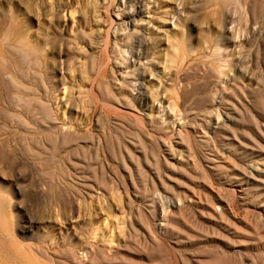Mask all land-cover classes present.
Listing matches in <instances>:
<instances>
[{"label": "rangeland", "instance_id": "1", "mask_svg": "<svg viewBox=\"0 0 264 264\" xmlns=\"http://www.w3.org/2000/svg\"><path fill=\"white\" fill-rule=\"evenodd\" d=\"M15 244L39 264H264V0H0Z\"/></svg>", "mask_w": 264, "mask_h": 264}, {"label": "bare ground", "instance_id": "2", "mask_svg": "<svg viewBox=\"0 0 264 264\" xmlns=\"http://www.w3.org/2000/svg\"><path fill=\"white\" fill-rule=\"evenodd\" d=\"M7 250V248H0V264H10V262L12 261H14L15 263L17 262L16 264H21L22 262L26 264H39V262L35 258L25 252L23 248H21L18 244H15V247L13 249L14 253L10 251L14 256L10 255L11 253H9Z\"/></svg>", "mask_w": 264, "mask_h": 264}]
</instances>
